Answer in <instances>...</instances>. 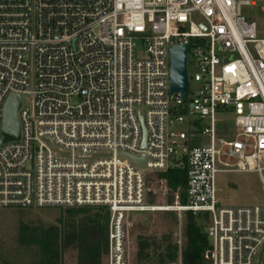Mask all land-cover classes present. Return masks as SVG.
<instances>
[{"label":"built area","instance_id":"obj_1","mask_svg":"<svg viewBox=\"0 0 264 264\" xmlns=\"http://www.w3.org/2000/svg\"><path fill=\"white\" fill-rule=\"evenodd\" d=\"M243 3L256 0H0V207L107 208L108 264H127L129 212L208 211L211 264H264V204L218 198L226 170L257 171L264 189V37ZM174 44L195 68L186 98L171 89ZM13 93L21 136L4 140ZM185 157L188 202L146 203L148 172Z\"/></svg>","mask_w":264,"mask_h":264},{"label":"rangeland","instance_id":"obj_2","mask_svg":"<svg viewBox=\"0 0 264 264\" xmlns=\"http://www.w3.org/2000/svg\"><path fill=\"white\" fill-rule=\"evenodd\" d=\"M241 9L244 18L255 21L258 37H264V0H256L255 4L243 3ZM139 54L143 53L140 52ZM194 72L195 68L190 66L188 68L190 78ZM190 82L189 94L192 97L195 83L193 80H190ZM23 105L33 108V98L28 94H24ZM186 105L189 106V101ZM141 108L143 111L147 109L143 105ZM220 117L224 120L219 123V128L222 129L232 123L233 119L230 115ZM176 126L177 128L187 127L182 123ZM200 141V138H198L192 140V143L195 144ZM262 164L264 165V159ZM147 182L146 203L156 206H171L178 203L179 191H172L167 180L159 177L158 172H148ZM218 187V198L221 205L264 204V189L260 174L257 171H222L218 174ZM159 208L161 209L132 211L127 214V264H138L137 239L138 235L143 232L156 233L162 236L172 231L173 238L178 242L179 251L181 252L184 244V212L174 208ZM106 212V209L97 206L0 207V264H5L7 259L19 260L25 254L27 255V261H34L40 254V239L43 240V237H47L53 231V228H59L60 231L63 230L66 233L67 229L74 223L81 227L84 222L88 223L99 213L101 219H104ZM81 229H83V226ZM76 256V250L72 246L66 250L62 261L76 264ZM204 264H211V262L206 259Z\"/></svg>","mask_w":264,"mask_h":264},{"label":"trees","instance_id":"obj_3","mask_svg":"<svg viewBox=\"0 0 264 264\" xmlns=\"http://www.w3.org/2000/svg\"><path fill=\"white\" fill-rule=\"evenodd\" d=\"M156 172H158L159 177L167 180L172 191H179V202L186 204L188 202V165L186 157L178 166ZM101 208L107 210L104 219L107 217L109 219L110 211L105 207ZM183 212L184 244L181 250L183 264H204L206 260L205 252L210 246L207 228L211 215L208 211L193 212L192 210H185ZM94 219L100 220V213ZM86 224L87 222H84L81 227L84 228ZM81 227L74 223L67 229L66 233L63 230L60 231L59 228H53V231L47 237L42 238L44 241L40 239L43 263L56 264L58 261L60 262L66 247L71 244L77 232L80 234ZM137 245L138 264H171L177 261L179 257V244L173 238L172 231L162 236L156 233L143 232L138 235ZM81 246L83 253L81 264H86L87 258L91 257L95 258L93 264H101L105 255L108 254L106 243L92 246L90 242H83Z\"/></svg>","mask_w":264,"mask_h":264},{"label":"water","instance_id":"obj_4","mask_svg":"<svg viewBox=\"0 0 264 264\" xmlns=\"http://www.w3.org/2000/svg\"><path fill=\"white\" fill-rule=\"evenodd\" d=\"M188 78V47L187 44H174L171 49V89L172 91H181L183 97H187ZM22 103V96L19 93H13L5 105V113L2 125V134L4 140H16L21 136V124L18 111ZM143 127L142 145H146L147 131L144 126L143 117L140 116ZM194 129V127H193ZM130 157L140 167H146V155L134 156L122 153Z\"/></svg>","mask_w":264,"mask_h":264},{"label":"crops","instance_id":"obj_5","mask_svg":"<svg viewBox=\"0 0 264 264\" xmlns=\"http://www.w3.org/2000/svg\"><path fill=\"white\" fill-rule=\"evenodd\" d=\"M108 218V217H107ZM98 219L95 220L92 218L88 223L85 225V227L80 230V234L77 232L76 236L74 237L71 244L66 247L61 261L56 264H71L70 262L62 261L64 259L65 252L68 248L72 247L76 250V264H81V255L82 253V246L81 244L83 242H90L92 246L98 244L102 245L103 243H106L109 247V219ZM90 256V255H89ZM94 257L87 258L85 261L86 264H93ZM85 260V259H84ZM5 264H44L42 260V250H40V254L34 261H27V255L25 254L24 257H21L19 260L13 261L12 259L5 260ZM73 264V263H72ZM101 264H108V254L105 255L104 260H102Z\"/></svg>","mask_w":264,"mask_h":264}]
</instances>
